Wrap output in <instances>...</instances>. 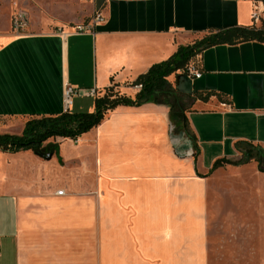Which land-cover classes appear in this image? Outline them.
<instances>
[{
    "label": "crops",
    "instance_id": "crops-1",
    "mask_svg": "<svg viewBox=\"0 0 264 264\" xmlns=\"http://www.w3.org/2000/svg\"><path fill=\"white\" fill-rule=\"evenodd\" d=\"M90 7L104 21L84 34H73L78 25L0 34V135L65 113L66 84L77 90L70 112L93 111L90 90L134 98L132 82L200 32L264 28L261 0ZM194 64L201 77L171 75L164 104L118 106L77 140L47 141L58 146L49 158L0 150V264H216L210 242L224 228L242 264H264L261 227H237L229 213L235 193L260 206L254 219L264 228V42L215 46ZM247 148L259 159L214 169L240 162Z\"/></svg>",
    "mask_w": 264,
    "mask_h": 264
},
{
    "label": "trees",
    "instance_id": "trees-1",
    "mask_svg": "<svg viewBox=\"0 0 264 264\" xmlns=\"http://www.w3.org/2000/svg\"><path fill=\"white\" fill-rule=\"evenodd\" d=\"M264 4V0H261ZM264 42V28L232 27L210 28L198 34L191 43L178 47L176 53L168 60L154 64L150 69L139 75L131 84L132 87L141 86L134 98L122 95L114 87L106 89L103 96L93 100L92 112L67 111L56 116H35L25 123L21 135H0V150L3 152H19L30 150L42 158H49L58 151V146L47 141L56 138L77 140L81 135L98 126L105 115L118 106L139 107L144 104H164L168 96H173L172 86L168 78L178 72L186 73L189 66H195V60L205 50L219 45H235L242 42ZM200 98L208 97L211 93ZM262 152L247 148L244 159L240 162L220 160L215 162L214 169L224 164L238 165L252 159H259ZM264 155V154H263ZM260 157L259 169L264 172V156Z\"/></svg>",
    "mask_w": 264,
    "mask_h": 264
},
{
    "label": "rangeland",
    "instance_id": "rangeland-1",
    "mask_svg": "<svg viewBox=\"0 0 264 264\" xmlns=\"http://www.w3.org/2000/svg\"><path fill=\"white\" fill-rule=\"evenodd\" d=\"M90 8V4L82 0H0V34L15 31L13 21L20 18L19 16L22 17L24 27L19 32L15 31L18 34L51 32L58 27L88 25L94 16ZM87 111L78 110L77 112ZM222 191L226 192V186ZM242 191L243 189L240 188V192ZM235 192L237 193V189ZM229 199L236 200L234 204H229V213L235 215L236 226L250 224L253 229L256 224V230L261 227V234L264 237L263 226H258V220L254 219L259 213L260 206L246 203V198L235 193L231 194ZM239 200L243 203H239ZM220 208L224 209L225 206L221 204ZM260 213L264 214V206L261 207ZM230 240L232 238L226 236L225 228L211 239L210 256L217 261L216 264H236L238 260L242 264V259L237 254V251L241 249L234 243L228 244ZM257 244L258 242H251L252 247Z\"/></svg>",
    "mask_w": 264,
    "mask_h": 264
},
{
    "label": "built area",
    "instance_id": "built-area-1",
    "mask_svg": "<svg viewBox=\"0 0 264 264\" xmlns=\"http://www.w3.org/2000/svg\"><path fill=\"white\" fill-rule=\"evenodd\" d=\"M83 2L90 4L93 2V0H82ZM20 18H16L13 21V28L15 31L19 32L23 27H24V22ZM260 16L258 13H254L253 15V20L254 22H257L259 20ZM104 21V17L101 13H95L94 16L92 17L91 23L88 25H78L74 28L73 34L79 35V34H84L86 32H89L94 28L95 25L100 24ZM186 74L189 75L192 78H200L201 74L199 70L195 66H189L188 69L186 70ZM138 89H141V86H136ZM77 94V90L71 86L70 84H66L64 86L63 90V103H64V109L65 112L70 111L72 105H73V100L75 95ZM88 96L91 98H96V92L95 90H90L88 93ZM58 195H64V191L61 190L57 192Z\"/></svg>",
    "mask_w": 264,
    "mask_h": 264
},
{
    "label": "water",
    "instance_id": "water-1",
    "mask_svg": "<svg viewBox=\"0 0 264 264\" xmlns=\"http://www.w3.org/2000/svg\"><path fill=\"white\" fill-rule=\"evenodd\" d=\"M170 138L172 140V144L175 146L176 141H178V139H177L178 136H176V135L173 134V128L172 127L170 128Z\"/></svg>",
    "mask_w": 264,
    "mask_h": 264
}]
</instances>
